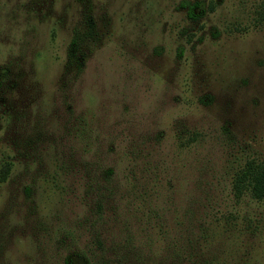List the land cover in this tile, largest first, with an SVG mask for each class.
<instances>
[{
	"label": "rangeland",
	"instance_id": "1",
	"mask_svg": "<svg viewBox=\"0 0 264 264\" xmlns=\"http://www.w3.org/2000/svg\"><path fill=\"white\" fill-rule=\"evenodd\" d=\"M250 158L264 0H0V264H264Z\"/></svg>",
	"mask_w": 264,
	"mask_h": 264
},
{
	"label": "trees",
	"instance_id": "2",
	"mask_svg": "<svg viewBox=\"0 0 264 264\" xmlns=\"http://www.w3.org/2000/svg\"><path fill=\"white\" fill-rule=\"evenodd\" d=\"M191 18L197 16L189 13ZM81 40L80 35L74 37L72 44L76 46ZM235 189L238 193L250 192L257 199L264 197V158H250L235 173L234 178ZM66 264H70L66 261Z\"/></svg>",
	"mask_w": 264,
	"mask_h": 264
}]
</instances>
